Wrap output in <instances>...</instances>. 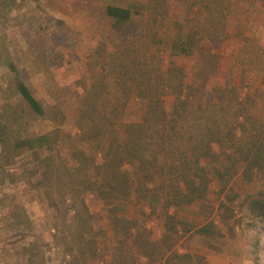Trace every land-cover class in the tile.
Listing matches in <instances>:
<instances>
[{"label":"trees","instance_id":"16d2710c","mask_svg":"<svg viewBox=\"0 0 264 264\" xmlns=\"http://www.w3.org/2000/svg\"><path fill=\"white\" fill-rule=\"evenodd\" d=\"M235 12L242 19L241 48L225 83H216L207 93V102L216 99L221 107L228 106L232 118L186 140L188 117L205 108L200 107V94L194 107L191 100L198 94L174 60L196 58L204 79L205 74L216 78L224 58L220 51L231 41L228 27ZM104 15L118 32L116 42L113 51L91 61L88 80L73 85L76 133L67 134L64 145L60 127L67 117L65 105H44L23 81H14L13 99L0 105V187L14 182L10 168L27 158L26 186L51 212L52 243L72 256V264H94L98 252L90 202L100 203L127 238L132 226L146 228L147 211L162 217L165 248L158 258L144 253L146 264H204L201 256L178 252L168 241L177 235L181 211L205 200L213 181L223 191L236 177L250 183L264 172V52L255 31L246 34L254 27L264 29V0H129L106 5ZM127 25H133L134 32L121 34ZM44 38L34 40L37 54L32 64L38 73L48 74L53 59L43 47ZM162 44L168 45L167 63L160 57ZM109 94L117 96L113 103L106 99ZM166 96L174 98L169 109ZM131 102L138 105L137 120L124 123L122 115ZM35 119L47 120L55 129L30 135L26 127ZM181 145L188 146L183 154ZM138 204L141 210L136 212ZM12 216L15 227L28 225L22 206ZM136 216L143 219L137 223ZM210 227L204 225L197 233L209 237ZM23 253L30 255L31 250ZM39 255L29 256L30 262Z\"/></svg>","mask_w":264,"mask_h":264},{"label":"rangeland","instance_id":"374dc122","mask_svg":"<svg viewBox=\"0 0 264 264\" xmlns=\"http://www.w3.org/2000/svg\"><path fill=\"white\" fill-rule=\"evenodd\" d=\"M121 1L129 2L0 0V57L3 59L0 62V105L13 99V84L19 80L44 105L56 102L65 105L67 117L64 125L60 127V143L64 145L68 141L66 135L72 136L76 133L75 120L78 113L73 85L77 82L83 84L88 80L91 61L113 51L118 32H115L111 22L105 17L104 8L108 4L116 5ZM174 5L180 7L176 3ZM234 14L228 27L231 41L224 44L220 51L224 58L216 78L205 74L208 77L204 79L196 58L183 57L174 60L176 65L184 68L191 91L198 94V97L191 100L194 107L198 105L201 95L200 107L205 108L204 112L188 117L187 132L183 136L186 140L189 137L197 139L207 126L218 124L222 127L223 122H229L232 118L228 106L221 107L216 99L209 104L207 93L212 91L216 83H225V74L230 75L228 70L234 65L235 56L241 48L239 31L242 30V19H239L238 12ZM172 18L166 24L167 31L171 30ZM134 30L133 25H127L120 32L131 34ZM252 31H255L264 52V29L254 27L249 32L247 30L246 34L250 36ZM166 32L161 34L162 38L166 36ZM38 35L45 36L46 43L43 47L49 57L52 55V66L48 74L38 73L32 64L37 54L34 40ZM160 47V57L167 63L170 60L168 45L162 44ZM7 53L13 69L7 63ZM238 59L242 60L240 57ZM235 83H240L239 78ZM106 97L109 103L117 98L114 94ZM163 100L167 109L172 107L173 96H166ZM137 111L138 105L131 102L122 115V121L135 122ZM26 128L30 135H42L52 132L55 126L47 120L35 119ZM187 147L181 145L179 153L183 154ZM62 154L67 156V150ZM26 160L27 158L19 159L10 168L14 182L0 187V264H72V256L64 252L62 247L55 248L52 243L51 212L41 202L38 194L26 186L24 174L30 169L29 165L24 164ZM221 188L218 181H213L205 200L193 208L181 211L182 223L176 227L177 235L174 240H167L168 243H174V250L178 252L201 256L204 264H264V172L253 182L246 183L236 177L223 191ZM134 205L136 206L135 203ZM21 206L29 222L19 229L14 226L15 219L12 215ZM89 207L96 219L94 226L98 252L94 264H113L117 260L124 264H146L144 253H151L155 258L161 255L165 248L163 235L166 232L162 217L150 215L148 211L147 218L136 216L134 221L139 223L143 219L146 228L143 229L142 224H139V230L132 226L128 229L132 234L127 238L123 235L121 226L115 228L112 225L110 214L100 203L90 202ZM140 210L138 204L136 212ZM209 223L213 225L210 227L213 235L207 237L197 233ZM25 248L31 250L30 255L23 253ZM33 253L40 255L30 262L32 258L29 256Z\"/></svg>","mask_w":264,"mask_h":264}]
</instances>
